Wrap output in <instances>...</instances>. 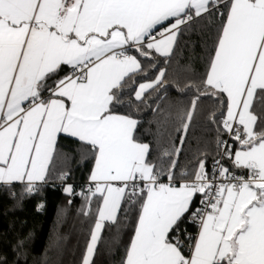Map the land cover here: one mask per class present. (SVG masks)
<instances>
[{
	"label": "snow or ice",
	"instance_id": "obj_1",
	"mask_svg": "<svg viewBox=\"0 0 264 264\" xmlns=\"http://www.w3.org/2000/svg\"><path fill=\"white\" fill-rule=\"evenodd\" d=\"M54 180L90 223L80 264L102 243L113 264H264V0H0V193Z\"/></svg>",
	"mask_w": 264,
	"mask_h": 264
},
{
	"label": "trees",
	"instance_id": "obj_2",
	"mask_svg": "<svg viewBox=\"0 0 264 264\" xmlns=\"http://www.w3.org/2000/svg\"><path fill=\"white\" fill-rule=\"evenodd\" d=\"M191 40L197 41L198 36L193 34ZM199 51L197 46L195 52ZM192 56V48H186L180 60L181 64H187ZM193 68L197 72H201L203 64L193 58ZM175 74V65H173L169 69V79L171 80ZM161 94L165 93L162 91ZM166 95L165 106L185 107L190 104L193 96L191 92H177L173 87H168ZM210 107V101L202 100L198 104L199 115L197 116L198 130L196 134L208 141L211 140V133L202 132V129L205 125L204 117ZM145 116L146 119L151 118L150 113H146ZM145 126L148 127V125ZM152 129L155 131V125H152ZM148 138L151 139V137ZM65 143L68 142L65 141ZM66 150H71L70 144ZM181 163H186L183 156ZM67 167L71 169V176L67 183L73 184L79 191L80 186L86 180L90 165L87 163L77 164L72 161ZM53 184L54 186L46 187L41 196L26 198L19 206H16V202L7 193H0V248H3L4 252L8 254L10 262L12 261L11 246L15 245L19 239L26 238L24 248L27 252V264H80L90 227L86 218L79 214L82 198L66 196L59 180H54ZM41 199H43L45 207L38 212L36 205ZM69 199L72 200V204H68ZM57 238H59L58 246H56ZM45 257H47L46 261ZM95 260L96 264H113L114 257L107 251L106 244L100 245ZM21 264H24L23 259Z\"/></svg>",
	"mask_w": 264,
	"mask_h": 264
}]
</instances>
